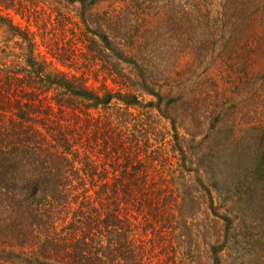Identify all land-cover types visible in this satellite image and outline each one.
Masks as SVG:
<instances>
[{
    "label": "rangeland",
    "instance_id": "374dc122",
    "mask_svg": "<svg viewBox=\"0 0 264 264\" xmlns=\"http://www.w3.org/2000/svg\"><path fill=\"white\" fill-rule=\"evenodd\" d=\"M14 1L12 8L0 3V11L35 33L48 70L76 73L101 93H133L142 104L115 96L107 107L87 110L59 87L33 89L8 77L10 90L0 87V125L17 117L15 99L25 103L26 91H33L28 103L37 112L23 105L30 125L47 136L58 128L70 134L67 174L83 170L85 153L109 171L127 158L142 160L139 172L148 185L133 186L131 195L137 202L138 187L150 191L156 216L145 203L125 209L129 244L143 255L139 264H264V171L257 167L264 158V78L257 76L264 61V0ZM103 35L124 58L103 46ZM18 40L0 28V64L18 59L8 51L21 52ZM108 120L114 121L104 126ZM112 128L128 150L112 153L118 158L113 166L99 147L88 148L103 145ZM82 170L69 183L80 197L107 181ZM67 203L53 211L56 232L82 236L81 221L67 228L75 207ZM4 215L0 210V225L13 220ZM49 235L44 230L41 240ZM1 243L5 264L34 249ZM28 257H20L23 264L31 263Z\"/></svg>",
    "mask_w": 264,
    "mask_h": 264
},
{
    "label": "trees",
    "instance_id": "16d2710c",
    "mask_svg": "<svg viewBox=\"0 0 264 264\" xmlns=\"http://www.w3.org/2000/svg\"><path fill=\"white\" fill-rule=\"evenodd\" d=\"M0 3L9 8L15 5L14 0H0ZM0 28L8 30L12 37L19 38L16 43L21 48L19 53L8 50L12 56H18L17 60L12 59L0 64V87L2 86L5 94V91L8 92L11 87L12 81L8 79L10 77L33 89L37 84L41 86L40 88L45 86L46 89L54 86L59 87L69 96V101L79 100L84 103L87 110L107 107L115 96L128 105L142 104L138 96L133 93H113L110 90H104L105 92L101 93L102 91L90 87L88 82L76 73L48 70L47 63L37 55L35 33L29 28L24 29L20 24L15 23L9 14L1 11ZM102 39L103 46H109L119 58H124L120 56L121 48H114L110 39L104 35ZM202 43L206 45L205 41ZM258 47L261 48L262 43ZM206 48L208 49V47ZM206 48L195 49L205 53ZM251 70H253V66L250 73ZM146 76L143 78L146 80L145 82H148ZM257 76L264 78V61L261 63ZM35 92L38 96L37 90ZM34 94L33 91H26L28 100L25 103L32 112H37L34 109L36 107H31L28 103L33 99L31 96ZM156 95L162 99L161 94ZM14 102L15 106L19 108L17 117L11 118L9 123L0 125V210L5 214L2 219H13L0 225V243L18 244L22 248L32 246L34 249H31L32 253L29 257V253L23 252V250L20 251V254H14L18 259L10 264H16V262L23 264L20 260L22 256H27L30 264H139L143 255L140 251L132 249L129 244L128 230L125 227L129 226L128 219H131V216L125 209L128 208V204L136 202L131 195L135 191L132 190V187L148 185V181H145L139 172L140 166L145 163L138 158L136 163H132L133 161L127 158L116 165L117 169L113 168V171H109L106 167L100 169L99 162H96L95 158L93 160L90 153H85L81 158V163L85 164V166L82 164L83 170L90 171L88 174L93 177H102L107 181L94 187L92 195H89L90 191L83 190L87 195L84 196L85 198L80 197L75 193L72 184L69 183L74 179H80L79 171L82 169L72 175L67 174L64 170L65 162L69 163L65 153L72 152V142L70 143L68 136L70 134L67 132V128L56 129L54 134L58 135H52L51 131H49L50 136L42 134L30 125L31 115L29 113L31 112L23 109L25 103L21 102V97L16 98ZM149 106H155L160 110V107L154 102L149 103ZM113 119L115 120V118ZM114 120L104 121L102 124L106 126ZM113 130L114 128L110 133L112 135L103 140V145L92 141L93 143L88 147L92 152L97 147L103 150L104 157L112 162L111 166L118 159H113L112 153L115 152L121 156L122 154L126 155V151H128L123 146L124 142L120 134H113ZM133 138H135L132 139V141L135 140L134 145H138L140 137ZM86 147L83 146L84 149ZM58 149H62V151ZM29 159L30 167L25 168L24 161ZM257 167L264 171V158H260ZM131 168L133 170L129 171ZM83 170L82 172H84ZM137 190H141L139 193L137 192L140 194L137 202L149 204L151 207L149 213L156 216L148 196L150 191H142L143 189L140 187ZM77 197L81 199L75 201ZM67 200V204H75L67 228L70 231L73 227L76 229L79 226L78 222L81 221L85 226L82 236H79L78 232L74 237H67L66 234L56 232L58 219H54L53 211L58 207L62 208ZM140 207L142 206H138L139 211H141ZM146 215L148 214L146 213ZM49 229V237H43L41 240L44 230L48 231ZM31 235L32 240L30 241ZM61 240L62 242H60ZM0 264H5V262H0Z\"/></svg>",
    "mask_w": 264,
    "mask_h": 264
}]
</instances>
